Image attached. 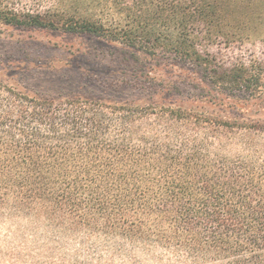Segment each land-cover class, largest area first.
<instances>
[{
	"label": "trees",
	"instance_id": "16d2710c",
	"mask_svg": "<svg viewBox=\"0 0 264 264\" xmlns=\"http://www.w3.org/2000/svg\"><path fill=\"white\" fill-rule=\"evenodd\" d=\"M22 1L0 0V23L104 38L127 65L169 54L196 67L210 94L176 103L170 84L165 101L154 91L129 104L0 79V219L45 228L9 264H140L155 249L158 264H264V140L247 139L264 134V119L220 103L263 105L264 71L228 68L206 48L264 25V0ZM110 3L133 13L128 28L94 19Z\"/></svg>",
	"mask_w": 264,
	"mask_h": 264
},
{
	"label": "rangeland",
	"instance_id": "374dc122",
	"mask_svg": "<svg viewBox=\"0 0 264 264\" xmlns=\"http://www.w3.org/2000/svg\"><path fill=\"white\" fill-rule=\"evenodd\" d=\"M35 1L44 9L56 3L55 0ZM140 1H146L148 5L158 2ZM33 2L23 0L18 8L32 5ZM243 14L241 9L235 13L238 21L244 19ZM133 18V13L118 14L115 3L107 4L94 16V19L114 28H128L127 21ZM261 21L256 20L254 33L253 30L238 31L244 36L242 43L207 45L206 48L228 68L242 64L252 71H264V25L260 24ZM122 47L121 44L114 45L104 38L89 35L16 28L0 23V79L41 96H86L129 104L150 100L154 91L160 93V97L152 101H165L170 84H176L180 89L173 96L176 103L210 94L205 89L203 75L193 65L185 64L169 54L158 53L139 56L143 63L138 66L127 65L121 62ZM236 95L240 97L241 94ZM220 103L235 113L253 117L254 121L264 119V103L259 105L252 101L247 107H242L244 101L230 98ZM194 107L213 110L212 105L202 103ZM247 139L264 140V134H255ZM43 230L41 219L2 216L0 264H9V257L14 253L25 254L27 251L23 245L31 242L37 232L42 235ZM138 257L140 264H158V249L146 254L138 253Z\"/></svg>",
	"mask_w": 264,
	"mask_h": 264
}]
</instances>
